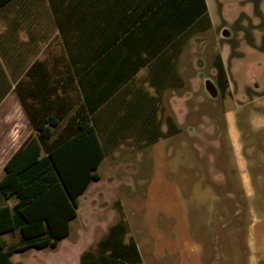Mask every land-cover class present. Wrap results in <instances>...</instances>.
Masks as SVG:
<instances>
[{"label":"crops","instance_id":"0c3cea01","mask_svg":"<svg viewBox=\"0 0 264 264\" xmlns=\"http://www.w3.org/2000/svg\"><path fill=\"white\" fill-rule=\"evenodd\" d=\"M205 3V16L201 0L2 4L0 181L9 160L36 133L30 115L59 122L53 138L73 135L82 115L92 117L100 137L111 143L137 139L146 147L182 131L191 135L192 125L186 124L187 101L194 88L190 54L194 38L209 30V19L213 25L208 0ZM208 79H204L206 93ZM250 100L244 106L245 121L236 106L224 110L225 140L215 156V178L217 185L231 187V196L242 197L245 215L252 218L251 229L257 232L258 227L264 231V112L260 110L264 102ZM16 202L0 192V208L14 207ZM241 212L237 209L235 214ZM2 239L11 246L19 243L20 236L14 231ZM20 254L13 260L20 261L16 260Z\"/></svg>","mask_w":264,"mask_h":264},{"label":"rangeland","instance_id":"374dc122","mask_svg":"<svg viewBox=\"0 0 264 264\" xmlns=\"http://www.w3.org/2000/svg\"><path fill=\"white\" fill-rule=\"evenodd\" d=\"M208 3L213 25L194 38L190 54L194 88L186 124L192 134L182 131L146 147L137 139L121 141L98 169L101 180L80 201L70 237L58 249H33L16 260L133 264L110 253L122 254L121 245L134 242L140 264H264V231L251 229L242 197L231 196V187L217 185L215 178V156L225 140L224 110L236 106L245 121L248 100L264 102V0ZM220 54L229 78L224 94L215 68ZM205 78L218 87L216 100L205 92ZM119 226L122 236L114 232ZM112 241L115 247L109 246Z\"/></svg>","mask_w":264,"mask_h":264},{"label":"trees","instance_id":"16d2710c","mask_svg":"<svg viewBox=\"0 0 264 264\" xmlns=\"http://www.w3.org/2000/svg\"><path fill=\"white\" fill-rule=\"evenodd\" d=\"M7 1L0 0V6ZM201 2L205 16L206 3L205 0ZM211 27L209 19L207 28ZM196 32L194 28L193 34ZM215 68L218 86L224 94L229 81L221 55L217 56ZM30 118L36 133L28 137L12 156L0 181V192L17 200L14 207L0 208V264H24L14 261L13 256L31 249H56L70 236L71 223L78 217L80 198L92 183L101 180L98 169L118 145L117 141L111 143L100 137L89 115L80 117L73 135L61 134L57 138H53V128L59 122L54 119L35 120L31 115ZM68 126L72 129L71 124ZM42 152L46 154L42 156ZM17 230L21 233L19 243L8 246L2 235ZM114 232L116 236H122L124 228L119 226ZM115 241L118 242L117 239ZM110 243V247H115L113 241ZM121 247L122 254L111 251L110 256L128 263H141V255L134 242Z\"/></svg>","mask_w":264,"mask_h":264},{"label":"water","instance_id":"95a60500","mask_svg":"<svg viewBox=\"0 0 264 264\" xmlns=\"http://www.w3.org/2000/svg\"><path fill=\"white\" fill-rule=\"evenodd\" d=\"M224 36H228V33H226V31H224L223 33ZM206 91L208 92V94L212 97V98H217L218 94H219V89L218 87L214 84V82H212V80L208 79L206 81Z\"/></svg>","mask_w":264,"mask_h":264}]
</instances>
